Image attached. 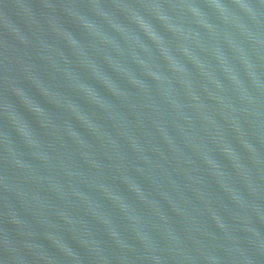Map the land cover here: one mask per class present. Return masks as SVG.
Masks as SVG:
<instances>
[{
  "label": "water",
  "instance_id": "1",
  "mask_svg": "<svg viewBox=\"0 0 264 264\" xmlns=\"http://www.w3.org/2000/svg\"><path fill=\"white\" fill-rule=\"evenodd\" d=\"M0 264H264V0H0Z\"/></svg>",
  "mask_w": 264,
  "mask_h": 264
}]
</instances>
